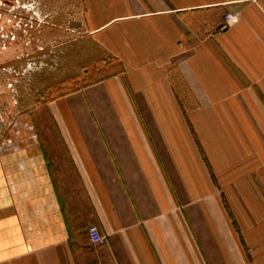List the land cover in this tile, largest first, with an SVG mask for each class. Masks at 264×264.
<instances>
[{"label":"crops","instance_id":"crops-1","mask_svg":"<svg viewBox=\"0 0 264 264\" xmlns=\"http://www.w3.org/2000/svg\"><path fill=\"white\" fill-rule=\"evenodd\" d=\"M84 5L116 71L0 148V264H264V0Z\"/></svg>","mask_w":264,"mask_h":264},{"label":"rangeland","instance_id":"rangeland-1","mask_svg":"<svg viewBox=\"0 0 264 264\" xmlns=\"http://www.w3.org/2000/svg\"><path fill=\"white\" fill-rule=\"evenodd\" d=\"M87 36L84 0H0V148L59 129L50 103L116 71Z\"/></svg>","mask_w":264,"mask_h":264},{"label":"built area","instance_id":"built-area-1","mask_svg":"<svg viewBox=\"0 0 264 264\" xmlns=\"http://www.w3.org/2000/svg\"><path fill=\"white\" fill-rule=\"evenodd\" d=\"M230 16L235 18V19L233 20V22L237 20V15H235V14H227V15L225 16V19H226V22H227L228 24L233 23V22L230 23L229 20L227 19V18L230 17ZM88 236H89V238H90L91 243L94 244V245H102V244H104V243L106 242V236H104V235L101 233L99 227H98L97 225H95V224L91 225V226L88 228ZM90 264H99V263H97V262H92V263H90Z\"/></svg>","mask_w":264,"mask_h":264},{"label":"clouds","instance_id":"clouds-1","mask_svg":"<svg viewBox=\"0 0 264 264\" xmlns=\"http://www.w3.org/2000/svg\"><path fill=\"white\" fill-rule=\"evenodd\" d=\"M227 19H228L229 22L231 23V22H233V20H234L235 18L230 16V17H228Z\"/></svg>","mask_w":264,"mask_h":264}]
</instances>
